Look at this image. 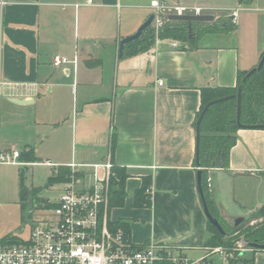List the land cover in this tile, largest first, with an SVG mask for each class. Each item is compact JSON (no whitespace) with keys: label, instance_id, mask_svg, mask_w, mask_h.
<instances>
[{"label":"crops","instance_id":"0c3cea01","mask_svg":"<svg viewBox=\"0 0 264 264\" xmlns=\"http://www.w3.org/2000/svg\"><path fill=\"white\" fill-rule=\"evenodd\" d=\"M85 1L0 0V154L36 157L0 164L17 167L18 175L16 195L6 200L0 193V209L13 206L22 217L26 208L57 200L63 187L48 199L42 196L46 186L25 185L29 168H50L48 179L59 167L69 171L75 164L92 184L95 165L109 159L125 177L123 205H109V226L128 224L135 245H170L188 258L203 255L209 234L196 183L195 117L203 89L233 88L238 71L258 64L264 0H158L210 9L215 20L204 28L231 20L233 11L237 22L231 32L199 34L195 27L192 43L156 39L147 51L125 59H118L119 42L152 15V0ZM55 56L69 63L55 68ZM236 137L228 167L207 171L210 200L225 226L232 217L255 223L250 218L264 204V130L240 129ZM45 144L54 145L58 165L41 160ZM20 174L28 191L40 189L35 200L28 195L20 201ZM144 182L148 205L135 207ZM6 233L0 229V240ZM249 255L254 264H264V251Z\"/></svg>","mask_w":264,"mask_h":264},{"label":"built area","instance_id":"2783aa9c","mask_svg":"<svg viewBox=\"0 0 264 264\" xmlns=\"http://www.w3.org/2000/svg\"><path fill=\"white\" fill-rule=\"evenodd\" d=\"M91 0L85 4L90 5ZM1 4V3H0ZM77 6V5H76ZM154 20L151 27L157 36L169 15H201L210 9L181 5L169 6L158 0L150 3ZM238 11L230 15L236 24ZM69 63L66 57L55 56V68ZM162 85V82H159ZM20 153L12 151L0 154V164L19 165ZM67 181L55 202L44 206L48 216L31 223V231L25 243L5 246L0 243V264H229L252 251L240 238L231 247H204L199 259L188 258L173 246L147 243L135 245L128 235L118 229L111 231L108 224L110 202V179L113 164L109 159L95 165L92 184H87L86 176L76 170V165L68 166ZM207 190L212 183L207 178ZM36 209V208H35Z\"/></svg>","mask_w":264,"mask_h":264},{"label":"trees","instance_id":"16d2710c","mask_svg":"<svg viewBox=\"0 0 264 264\" xmlns=\"http://www.w3.org/2000/svg\"><path fill=\"white\" fill-rule=\"evenodd\" d=\"M24 1V0H19ZM252 0H244L250 3ZM198 28L197 32H227L231 31L234 24L231 23L229 18L219 19L214 28H204L202 24L192 25V35ZM194 28V29H193ZM156 39H170L179 42L192 43V38H189L187 24L183 22L165 23L162 30L156 36L152 27H147L141 35L124 45L122 59L129 58L140 53L147 51L155 42ZM264 55L262 52L261 57ZM95 65L97 63H94ZM248 71H238L236 78V85L233 88H208L203 89L201 92V105L195 117L194 124L196 125L197 119L202 112L205 105L215 99H219L229 95H235L238 87L241 88V115L240 123L246 127L264 126V64L261 69L252 74L245 82L242 79ZM240 130L236 123V99L228 100L226 102L218 103L211 106L199 126V139L195 148L194 166L196 171L201 170V188L206 200L208 209L211 215L218 220L223 231L224 236H221L209 223H207L208 238L204 245L208 247H233L238 240L243 239L245 242H256L264 244V204L252 215L250 220H257L253 224H245L243 229L236 231L231 226H225L221 223L220 218L216 213L210 195L206 187L207 171L214 168V164L218 163L221 168H227L229 162V153L231 148L235 145L237 137L236 133ZM264 130V129H258ZM22 160L26 162H36V157L32 152L22 153L20 155ZM22 173V172H21ZM113 176L110 179V206H122L125 198L124 193V179L125 177L121 172L114 168L112 170ZM69 171L66 167H59L56 176H51L47 179L46 187L53 184H61L67 181ZM148 183L144 182L142 187L134 195L135 207L148 205L149 200L145 194ZM40 189H28L23 183V176L20 174L19 184V198L20 201L27 200V196L31 195L32 199L37 197ZM31 199V200H32ZM111 231L120 229L124 235H128V224L117 221L110 226ZM15 241L12 238H5L4 243ZM257 251H252L255 253ZM229 264H254L253 258L246 257L235 258Z\"/></svg>","mask_w":264,"mask_h":264},{"label":"rangeland","instance_id":"374dc122","mask_svg":"<svg viewBox=\"0 0 264 264\" xmlns=\"http://www.w3.org/2000/svg\"><path fill=\"white\" fill-rule=\"evenodd\" d=\"M238 5V4H237ZM241 14V13H240ZM231 32V31H230ZM45 149V154L49 157H40L41 160L50 161L52 164H57V160L54 159L53 155L56 153L54 150V145L49 146L45 144L42 146ZM36 153V152H35ZM71 151L68 149L62 154L63 159H65L68 155H70ZM37 154V153H36ZM37 156H40L37 154ZM50 168L47 167H34L29 168L24 172L25 175V185L27 187L35 186L42 187L43 189L46 186V180L49 176ZM17 183H18V175H17V167L11 165H5L0 168V193L2 199L8 200L9 198H13L17 193ZM62 189V184H56L52 188L49 186L46 187V191H42L43 197L52 199L53 195L60 194V190ZM50 192V193H48ZM40 203V201H39ZM21 217V211H17L13 206H5L0 209V229L4 232H7L6 238H12L15 241L4 243V238L0 240V243L5 244V246H16L25 243L26 239L30 235L31 231V223L43 219L48 216L47 209L43 206V204L39 205L36 209H32L29 211L28 208L23 210ZM246 223V222H245ZM200 252H196L191 254L189 257L193 259L201 258L202 254ZM250 253L246 254V257H250Z\"/></svg>","mask_w":264,"mask_h":264},{"label":"water","instance_id":"95a60500","mask_svg":"<svg viewBox=\"0 0 264 264\" xmlns=\"http://www.w3.org/2000/svg\"><path fill=\"white\" fill-rule=\"evenodd\" d=\"M154 20V15H150L146 21L137 29V31L122 39L119 42V48H118V59H121L123 56V48L124 45L130 41H133L135 39H137L142 31L144 29H146L147 27H150L152 22ZM215 20L214 15H210V14H201V15H169L167 17V21L168 22H172V23H177V22H183L187 24V28H188V34H189V38H192V25L193 24H204V25H210L213 21ZM264 64V55L261 57V59L259 60L258 64L252 68L251 70H249L247 72V74L244 76V78L242 79V82H245L252 74H254L255 72L259 71L261 69V67ZM236 99V123L237 126L240 129H264V126L258 125V126H253V127H246L243 126L240 123V115H241V88L238 87L237 89V93L235 95H229V96H225L219 99H215L212 100L210 102H208L205 107L203 108L202 112L200 113L196 125H195V137H196V145L198 144V139H199V126L200 123L202 121V118L204 117V115L206 114L207 110L218 103H222V102H226L228 100H233ZM12 103L18 104V105H29L32 104V101H28V100H16V99H10ZM214 168L216 169H221V165L216 163L214 164ZM201 174L202 171L198 170L196 172V183H197V189H198V194H199V198L201 201V206H202V210L203 213L206 217L207 222L221 235L224 236L225 232L223 231L220 223L218 222V220L216 218H214L207 206L206 200L204 198V194L201 188V184H200V180H201ZM230 226L235 229L237 232L242 230L244 227V218L243 217H232L229 221ZM246 246L251 250V251H264V244H258L256 242H246Z\"/></svg>","mask_w":264,"mask_h":264},{"label":"flooded vegetation","instance_id":"af4514ba","mask_svg":"<svg viewBox=\"0 0 264 264\" xmlns=\"http://www.w3.org/2000/svg\"><path fill=\"white\" fill-rule=\"evenodd\" d=\"M193 38V37H192Z\"/></svg>","mask_w":264,"mask_h":264}]
</instances>
